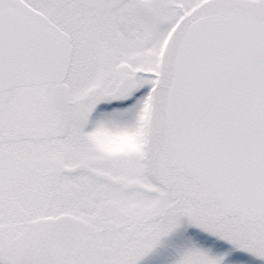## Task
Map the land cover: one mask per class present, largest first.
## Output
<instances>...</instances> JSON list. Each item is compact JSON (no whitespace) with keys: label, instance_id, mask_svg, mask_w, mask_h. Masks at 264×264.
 <instances>
[{"label":"snow or ice","instance_id":"obj_1","mask_svg":"<svg viewBox=\"0 0 264 264\" xmlns=\"http://www.w3.org/2000/svg\"><path fill=\"white\" fill-rule=\"evenodd\" d=\"M0 264H264V0H0Z\"/></svg>","mask_w":264,"mask_h":264}]
</instances>
